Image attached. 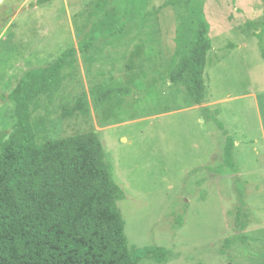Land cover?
I'll use <instances>...</instances> for the list:
<instances>
[{
  "label": "rangeland",
  "instance_id": "374dc122",
  "mask_svg": "<svg viewBox=\"0 0 264 264\" xmlns=\"http://www.w3.org/2000/svg\"><path fill=\"white\" fill-rule=\"evenodd\" d=\"M23 1L0 5V32L21 13V38L10 40L0 68L20 70L19 80L92 44L63 72L46 138L92 132L101 141L134 264H264V0H203L212 48L200 106L169 81L194 38L189 0L13 7ZM117 88L128 94L96 107ZM1 118L0 131H11L14 107ZM228 142L236 169L225 161Z\"/></svg>",
  "mask_w": 264,
  "mask_h": 264
},
{
  "label": "trees",
  "instance_id": "16d2710c",
  "mask_svg": "<svg viewBox=\"0 0 264 264\" xmlns=\"http://www.w3.org/2000/svg\"><path fill=\"white\" fill-rule=\"evenodd\" d=\"M51 1L39 0L36 6ZM203 6V0L186 4L194 38L169 75L172 85L187 90L192 106L205 102L203 75L212 48ZM91 47L82 44L49 66L25 72L9 94L0 95L14 105L16 115L11 131H0V264H134L118 208L122 194L110 176L101 141L92 132L46 138L50 107L66 78L63 72ZM115 94L128 93L109 89L98 96L96 107ZM38 108L45 113L34 114ZM230 144L225 161L236 169ZM239 203L246 205L242 195Z\"/></svg>",
  "mask_w": 264,
  "mask_h": 264
},
{
  "label": "crops",
  "instance_id": "0c3cea01",
  "mask_svg": "<svg viewBox=\"0 0 264 264\" xmlns=\"http://www.w3.org/2000/svg\"><path fill=\"white\" fill-rule=\"evenodd\" d=\"M10 1L11 0H0V5L8 6V8H9ZM29 2H30V0H24L21 4H14L13 7H17L20 5L23 8H25ZM4 3H6V5ZM36 4H29V6H28L30 9L29 11L36 10L37 8L41 7V6H36ZM32 5H35V6L32 7ZM29 11H27V12H29ZM19 15H21L20 12L15 14L14 17H11L10 20L6 21V26L0 32V44H3L4 41H7L4 48H3V46H1L0 57L4 56V50L5 51L10 50V46H11L10 40L11 39L17 38V40L14 41V43H16V42H19V39L21 38V35H19L17 33V28H15L17 25L16 21L19 19L18 18ZM24 52H25V50H24ZM24 52H23V55H24ZM6 54L7 53H5V55ZM8 55H10V52L8 53ZM19 73H20V70L17 72L16 68H13L11 66L9 68H7V67L6 68L5 67L0 68V95L1 94H9L16 87L18 82L16 84L14 82L16 80H18ZM21 77H20V79H21ZM6 105L10 106V107H12V106L14 107V105L12 103L0 100V120L2 119L1 115L4 114V109H5Z\"/></svg>",
  "mask_w": 264,
  "mask_h": 264
}]
</instances>
